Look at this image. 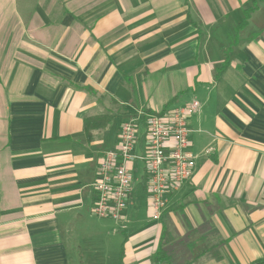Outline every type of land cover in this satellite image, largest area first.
Instances as JSON below:
<instances>
[{"label":"crops","instance_id":"obj_1","mask_svg":"<svg viewBox=\"0 0 264 264\" xmlns=\"http://www.w3.org/2000/svg\"><path fill=\"white\" fill-rule=\"evenodd\" d=\"M193 99L194 173L158 221L132 202L122 264L264 257V0H0V264L107 259L99 158L125 120Z\"/></svg>","mask_w":264,"mask_h":264},{"label":"built area","instance_id":"obj_2","mask_svg":"<svg viewBox=\"0 0 264 264\" xmlns=\"http://www.w3.org/2000/svg\"><path fill=\"white\" fill-rule=\"evenodd\" d=\"M201 109L193 99L163 113L129 118L119 126L115 147L98 160L92 184L91 215L125 230L134 196V174L141 165V183L152 221L161 218L166 197L189 180L195 168L189 119Z\"/></svg>","mask_w":264,"mask_h":264},{"label":"rangeland","instance_id":"obj_3","mask_svg":"<svg viewBox=\"0 0 264 264\" xmlns=\"http://www.w3.org/2000/svg\"><path fill=\"white\" fill-rule=\"evenodd\" d=\"M136 169H139V170H137L138 172H136L135 176H134V186L136 185V178L138 181V180H140V177H141V165L139 163L137 164ZM140 183H141V181H140ZM135 187H137V186H135ZM133 199L134 200L132 202L134 204H136L138 202V205H139L138 215H137V216H139V218L137 220H139L140 217L142 218V220H145L146 219L145 213L147 212V210L145 212V208H147V207H146V204H144L146 201V194H139V196H137V198L134 197ZM129 222L127 224V227H129V225H130ZM132 223H133V221H132ZM132 223H131V225H132ZM108 224H109V228H111V229H109V231L110 232L114 231V234L111 235L110 239H109L110 245H109V251L106 254L107 259L104 260L102 258L103 255L100 252V249H98V250H95V252H92V254H90L89 257L91 258L92 261L90 263H85V264H117L118 263L119 246L122 243V235L119 233L120 232V228H119L120 226L118 224L112 223V222H108ZM79 241L86 242V241H83L82 239H79ZM88 242H91V239H89ZM96 245H99V244L96 243ZM81 246L84 248L85 252H89V250L91 249V247L88 245L81 244ZM89 257H86V258H89ZM89 260H87V261H89Z\"/></svg>","mask_w":264,"mask_h":264},{"label":"trees","instance_id":"obj_4","mask_svg":"<svg viewBox=\"0 0 264 264\" xmlns=\"http://www.w3.org/2000/svg\"><path fill=\"white\" fill-rule=\"evenodd\" d=\"M256 9V2L254 1V4H253V7L251 8H248L246 10H244V19L243 21L237 26V30L239 29H242L246 26L247 22H248V19L250 18V14L252 12H254V10ZM166 110L164 109L161 113L165 112ZM94 119H87L85 121V125H84V128L86 129V132H88L89 129L92 128L91 124L93 123ZM166 232H165V229H164V234L162 236V239L160 241V247H159V250H158V253L156 254V257L155 259H158V256L159 254H161L163 251H162V247L165 245L166 242H170L172 241L171 238H167L165 236ZM160 252V253H159ZM122 259H123V249H121L120 253H119V256H118V264H122ZM159 262H165V260H160ZM253 264H264V257L258 261H256L255 263Z\"/></svg>","mask_w":264,"mask_h":264}]
</instances>
